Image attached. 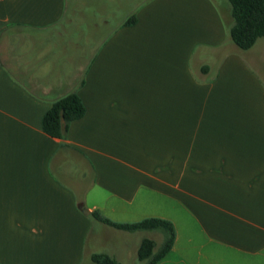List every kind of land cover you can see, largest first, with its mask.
I'll use <instances>...</instances> for the list:
<instances>
[{
	"label": "crops",
	"instance_id": "crops-1",
	"mask_svg": "<svg viewBox=\"0 0 264 264\" xmlns=\"http://www.w3.org/2000/svg\"><path fill=\"white\" fill-rule=\"evenodd\" d=\"M232 26L217 0H0V264L164 243L94 212L171 222L157 264H264V39L241 50ZM73 93L84 116L49 136Z\"/></svg>",
	"mask_w": 264,
	"mask_h": 264
},
{
	"label": "trees",
	"instance_id": "trees-1",
	"mask_svg": "<svg viewBox=\"0 0 264 264\" xmlns=\"http://www.w3.org/2000/svg\"><path fill=\"white\" fill-rule=\"evenodd\" d=\"M231 5L233 26L229 29L231 40L241 50H250L259 39H264V0H228ZM135 17L126 24L135 23ZM85 114V106L79 95L73 93L55 101L42 120L43 131L51 137L63 138L71 123L81 119ZM92 216L105 225L126 232L160 231L164 234L163 245L156 250L152 239L142 240L138 249V259L143 264H157L173 248L176 232L171 222L162 219H147L133 224H118L103 217L99 212ZM92 264H120L114 257L106 253H95L91 257Z\"/></svg>",
	"mask_w": 264,
	"mask_h": 264
},
{
	"label": "rangeland",
	"instance_id": "rangeland-1",
	"mask_svg": "<svg viewBox=\"0 0 264 264\" xmlns=\"http://www.w3.org/2000/svg\"><path fill=\"white\" fill-rule=\"evenodd\" d=\"M217 1H218L219 6L221 7V9H225V7L231 8L230 7L231 5H230L228 0H217ZM96 231H98V230L96 229ZM111 241H113V240L111 239ZM111 244H113V243H111ZM89 245H91V242H89ZM104 248L106 249L107 245L103 246V250H104ZM126 256H128V255H126ZM123 264H140V263H139V261H137V262H123Z\"/></svg>",
	"mask_w": 264,
	"mask_h": 264
},
{
	"label": "water",
	"instance_id": "water-1",
	"mask_svg": "<svg viewBox=\"0 0 264 264\" xmlns=\"http://www.w3.org/2000/svg\"><path fill=\"white\" fill-rule=\"evenodd\" d=\"M85 211H86V210H84L83 212H84V213L87 215V214H88V212H87V211L85 212Z\"/></svg>",
	"mask_w": 264,
	"mask_h": 264
}]
</instances>
